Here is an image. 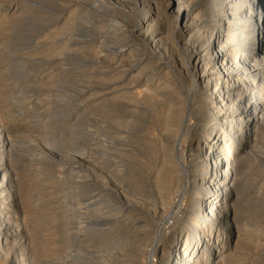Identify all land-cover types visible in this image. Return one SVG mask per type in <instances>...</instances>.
<instances>
[{
  "label": "rangeland",
  "instance_id": "rangeland-1",
  "mask_svg": "<svg viewBox=\"0 0 264 264\" xmlns=\"http://www.w3.org/2000/svg\"><path fill=\"white\" fill-rule=\"evenodd\" d=\"M116 1L120 2L119 6L113 3L115 0H0V122L7 127L5 130L13 141L9 160L16 172L17 193L22 202L18 223L26 232L19 264H148L153 242L161 238V242L171 241V233L165 237L162 230L171 232L185 226L175 223L169 227L160 203L150 202L138 192L140 183L137 181L140 182L142 175L155 177L171 161L177 164L179 153V156H187L189 140L185 135L178 136L179 130L169 132L170 126L165 125L167 120L161 110L154 113L153 118L152 110L138 109L134 101L139 96V100L147 96L150 83L132 80L135 73L132 74L131 64L140 57L134 53L131 57L117 56L119 46L109 42L111 36L126 37V42L130 41L127 49H139L146 59L150 57L152 67L157 69L155 73L168 74L165 81L170 86L169 93L183 94L181 98L187 104L193 103L195 109L201 106L200 90L197 92L190 85L187 70L179 68L183 54L167 43L156 49L136 41L139 21L150 9L145 5L147 0ZM188 4L200 26L206 31L212 30L222 0H188ZM81 10L88 15L91 32L87 34H92L89 36L94 39L90 47L76 50L72 42L73 17L74 11L81 14ZM250 29L253 30V26ZM235 33L238 36L232 45L237 46L242 35L248 38L244 29ZM17 68L22 73L19 76H15ZM104 83L111 89L107 90ZM107 91L109 95L105 94ZM123 95L126 96L123 98ZM127 95L134 101L126 98ZM184 111L189 115V111ZM176 140H180L178 150H175ZM259 146L262 150L263 146ZM261 150L255 154L260 157L253 159L254 162L244 163L240 177L245 182L250 181L254 190L259 189L263 177L264 148ZM178 168L180 174L179 165ZM176 182L175 185L179 184ZM249 185L245 188L249 189ZM183 188L173 187L172 202L180 198ZM213 222L216 227L217 223ZM260 251L248 246L242 251L240 262L228 264L261 263L257 262L263 255ZM137 254L139 260L135 258Z\"/></svg>",
  "mask_w": 264,
  "mask_h": 264
},
{
  "label": "bare ground",
  "instance_id": "bare-ground-1",
  "mask_svg": "<svg viewBox=\"0 0 264 264\" xmlns=\"http://www.w3.org/2000/svg\"><path fill=\"white\" fill-rule=\"evenodd\" d=\"M115 2L117 1L115 0ZM115 2L113 3L119 6L120 2ZM145 5L150 9L148 8V13L143 14L145 17H142L139 21L136 29V41L156 49L167 43L180 54H183V61L179 68L187 70L189 77H191V81L189 80L191 82L190 85L192 84L197 92L200 90L198 95L201 101L200 108H196V110L193 103H185L184 99L181 98L183 94L176 93L175 95L169 93L170 86L165 81L167 73H155L157 69L152 67V60L150 57L146 59L145 56L141 55V50H130V47L127 49L126 47H128L130 41L126 42V37L122 38V36L115 37L110 35L112 40L107 41L119 46V49L116 48L117 53L115 52L117 56L125 58V55L136 54L135 56L140 57L134 65L131 64L133 67L132 74L135 73L133 76L131 75L132 80H142L141 82H145L146 84L150 83L147 85L148 90L146 89L148 93L145 92L147 96L144 99L141 96L143 100H139L140 96L135 101L132 99L139 106L138 109L140 108L147 112L148 110H152V117L154 113L158 114V111L161 110L165 115L164 119L168 122L165 125L168 124L167 127L170 126V128L168 127L169 132L173 134L179 130L177 132L179 133L178 136L185 135L189 140L187 156H179L180 153L178 156L176 155L177 164L180 166V174L177 171L179 169L178 165L174 161H171L167 168L163 170L158 169V171H161L155 177L152 178L151 175L143 177L142 175L140 182L137 181V183H140L137 188L139 189L138 192H141L150 202L153 200L154 203H160V207L162 206L161 210L166 215V218H164L165 222L169 224V227H171V224L173 227L175 223L185 225L184 228L172 230L171 232L168 229L169 233L166 232L168 231L166 229V231L162 230V234H166L165 237H168L171 233V241L169 242L167 239L161 242L163 240L161 238L158 242H153L154 244L151 246L152 256L148 264L238 263L242 260L240 258L243 256L242 251L244 248H248V246L260 248V254L262 252L263 255L259 256L260 258L257 262L261 261L258 264H264V168L261 167L262 165L258 166L261 167L263 172V174L261 172L262 178L257 174V177L261 178L258 190L251 188L250 181L248 183L245 182V179H240L244 163L246 161L247 163L248 161L251 162V160L253 161V159L255 160L260 157V154L258 156L255 155L261 150V146L259 145H262L264 148V143H261V141L264 142V0H222V5L219 7L220 9L218 8L219 13L217 18L215 16L217 19L216 23L210 31H206L202 27L203 25L200 26L201 24L196 15H191L188 0H147ZM81 11L83 13L84 10ZM82 13L74 11L73 41H71L76 50L80 47L89 46L94 39L90 37L92 34H87L91 32L90 25L88 26L90 22L87 18L88 15L85 12ZM34 22L36 23V21ZM113 22L115 23V21ZM117 25V28H119V24ZM252 26L253 30L250 29ZM240 28L247 31L248 38H243L242 35L240 43L237 46L232 45L238 36L235 32ZM246 28L249 29L245 30ZM113 30L116 29L114 28ZM114 35H117V33H114ZM84 57L82 58L84 59ZM107 69L109 70V68ZM19 74L20 71L17 68L15 76H19ZM128 80L130 81L131 79ZM132 80L130 81L131 83H133ZM108 83L106 85L104 83L107 90L111 89L110 83ZM123 86L125 85L123 84ZM107 93L108 91L105 94ZM124 96L126 95H123V98ZM126 98H128V95ZM185 109L187 112L189 111V115L184 111ZM196 111L197 115L193 116ZM162 125L164 126V124ZM6 128L0 122V264H5L8 261L11 264H19L22 253L20 250L23 249L24 238H26L24 233L26 232L23 231L20 223H18V214L21 210L22 202L17 193L19 189L16 185V172L9 160L13 141L8 136ZM163 129L165 130V128ZM160 131L162 130L160 129ZM179 142L180 140H176L175 150L176 148L178 150ZM259 147L260 150H258ZM174 164L177 165L178 169H176ZM255 172L252 173L253 177L256 176ZM134 180L136 179L132 181ZM175 181H177L176 184H179L175 185ZM174 185L176 186V190L184 186L182 191L179 192L181 195L176 202H172L171 200ZM245 185H249V189L245 188ZM175 192L174 194L176 195ZM197 204L199 208H197ZM140 205L138 204L137 206ZM141 208L142 206L139 209L141 210ZM74 212L76 213V211ZM213 220L217 223L216 227ZM22 239L23 242L21 243ZM9 250H14V252L11 254ZM138 254L135 255L137 260H139ZM213 259H215V262L211 261Z\"/></svg>",
  "mask_w": 264,
  "mask_h": 264
}]
</instances>
